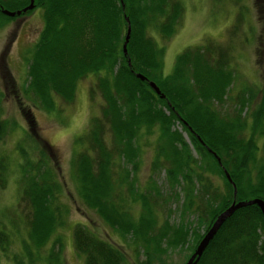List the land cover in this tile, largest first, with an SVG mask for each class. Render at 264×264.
<instances>
[{"label": "trees", "instance_id": "trees-1", "mask_svg": "<svg viewBox=\"0 0 264 264\" xmlns=\"http://www.w3.org/2000/svg\"><path fill=\"white\" fill-rule=\"evenodd\" d=\"M29 1L0 0V9L12 12ZM32 1V8L42 11V26L26 59L22 93L48 113L55 108L54 96L72 102L79 79L93 76L86 98L99 100V106L73 138L71 181L81 205L132 244L143 256L141 264H162L165 252L173 249H185L183 260L189 258L214 217L232 200L259 198L264 205V99L249 113L252 94L244 88L230 110L220 106V111L214 104H223L234 76L228 63L230 46L212 40L188 46L176 54L171 71L161 73V48L154 38L169 39L176 30L183 8L178 0ZM254 4L258 12L264 10V0ZM237 10L233 27L242 21L239 6ZM124 17L130 30L123 55ZM9 19L0 12L1 25ZM29 109L23 114L32 131ZM11 127L0 114V139ZM24 133L9 156L0 149V191L14 167L19 192L13 219L0 218V250L5 253L12 232L21 229L20 251L9 258L13 264L41 261V251L44 264H59L63 247L56 232L64 228L67 216L60 202L61 185L49 163L53 148L45 142L42 148H27ZM142 133L154 135L151 175L144 190L135 178ZM223 169L235 188L233 195ZM161 170L167 192L151 180ZM170 203L178 212L175 221L168 220L174 210L168 208ZM69 226L71 246L83 264H123L119 249L86 225ZM194 264H264L259 208L241 206L225 217Z\"/></svg>", "mask_w": 264, "mask_h": 264}, {"label": "rangeland", "instance_id": "rangeland-1", "mask_svg": "<svg viewBox=\"0 0 264 264\" xmlns=\"http://www.w3.org/2000/svg\"><path fill=\"white\" fill-rule=\"evenodd\" d=\"M178 1L183 8L176 30L169 39H157V36L154 38L156 45L161 48L159 54L161 73L170 72L176 54L188 46L190 48L196 44L200 45L205 40L228 44L230 46L228 48L230 54L228 63L234 76L226 91L227 98L224 99L223 104H214H216V108L219 109L222 106L228 111L233 105L238 91L246 88L252 94L251 105L247 110L249 112L251 109H255L259 101L264 99V10L261 13L258 12L254 6V0H240L238 3L233 0H219V2L216 0ZM238 6L242 11V21H238L237 26L233 27L232 20L238 11ZM40 15H42L41 9L35 7L30 9L27 14L12 17L2 25L0 24V114L12 126L2 135L0 149L9 156L14 148V143L22 138V132H25V135L27 133L25 141L27 148L31 145H34V149L42 148L41 142L52 146L49 163L55 169L56 178L61 185L60 202L61 206H64L65 216H67L64 228L58 229L56 232L61 237L63 247L59 264L84 263L83 257L75 255L71 246L72 240L68 233L71 222L86 225L93 235H97L104 242L119 249L124 255L123 264H141L143 256L135 250L132 244L114 234L112 229L103 225L97 215L81 205L74 191L75 185L71 181L69 162L73 156V138L82 133L87 125V118L97 113V106H99V100L95 99V102H90L86 98V89L93 81V76L88 75V77L84 76L79 79L75 86L72 102L67 104L54 96L52 100L55 108L48 113L40 109L39 106L36 107L22 93L27 78L26 59L30 55L29 51L34 46L40 26H42ZM28 107L33 117L32 131H29L25 121L26 117L23 114ZM262 123L264 124V119ZM143 134L138 137L139 166L135 178L140 185L139 188L144 190L149 185L147 178L151 175L149 166L153 153L154 135L143 136ZM182 138L186 139L183 135ZM260 140L261 137H258L255 143L258 144ZM15 172V168L12 167L4 187L0 191V218L4 221L13 219L12 214L17 208L19 192L16 184L17 179L14 177ZM163 176L164 173L161 170L152 175L151 180L154 181L159 191L167 192ZM214 181L216 185L220 183L218 178H215ZM167 206L168 204L164 207L163 215L166 213ZM174 206L175 203H170L168 208L173 210ZM136 208H132V211L135 212ZM177 213L174 209L168 220L175 221ZM23 234L21 229H15L12 232L9 237L10 244L7 245L5 253L0 250V264H13L9 258L20 251L19 242ZM44 253L41 251L39 255L42 260L32 261L33 264H44ZM165 253V257L162 259L164 264H181L187 254L185 249L179 251L173 249ZM148 263L161 264L154 260H149ZM22 264L27 263H23L22 260Z\"/></svg>", "mask_w": 264, "mask_h": 264}, {"label": "water", "instance_id": "water-1", "mask_svg": "<svg viewBox=\"0 0 264 264\" xmlns=\"http://www.w3.org/2000/svg\"><path fill=\"white\" fill-rule=\"evenodd\" d=\"M32 5H33V1L30 0L29 3L25 6L22 7V9H19V10H14V11H8V10H5V9H0V12L6 16H9L12 18V16H15V15H19L20 13H24L26 11H28L29 9L32 8ZM120 6H122L120 4ZM124 20H125V26H126V29H125V32L123 34V37H124V40L123 42H121V49H122V54L124 55L126 53V49L124 47L125 43H127V39H128V31L130 30L129 26H128V19L127 17L125 18L124 17ZM126 65L128 66V62L129 60L126 61ZM135 77L139 78V80H144L145 77L141 76L140 74L138 75V73H134L133 74ZM147 85L148 87H150V89H152L155 94H157L160 98L162 97V95H160V92L158 90L157 87H155V85L150 81H147ZM216 160H217V164H219V160L218 158L216 157ZM223 176L226 178L227 182L230 184L231 187H233L232 185V182L230 180V177H227L226 175V171L223 169ZM233 193H235V188L233 187V190H232V195ZM250 204H254L256 207L259 208V211H260V215L264 218V205H263V201L259 198H252L250 199L249 201L248 200H242V201H237V202H234V200H232L231 203H229L228 207H225V209L223 211H221L219 213V215H216L214 217V220L213 222L211 223V225H209L208 229H206V232L203 234V236H201L199 238V242L196 244V246L193 248V252L190 254L189 258H186L182 264H194L196 259L198 257H200L201 253H202V249L204 248V246L207 245L208 241H210V238L212 235L215 234L216 230H217V227L220 226V224L224 221V218L229 216V214H231L235 209H239L241 206H245V205H250Z\"/></svg>", "mask_w": 264, "mask_h": 264}]
</instances>
